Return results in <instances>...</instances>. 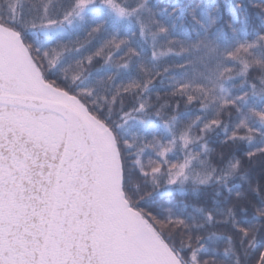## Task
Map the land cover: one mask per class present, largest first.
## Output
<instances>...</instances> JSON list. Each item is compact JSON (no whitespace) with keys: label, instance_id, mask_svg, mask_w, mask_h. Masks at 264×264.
<instances>
[{"label":"snow or ice","instance_id":"snow-or-ice-1","mask_svg":"<svg viewBox=\"0 0 264 264\" xmlns=\"http://www.w3.org/2000/svg\"><path fill=\"white\" fill-rule=\"evenodd\" d=\"M0 264H264V0H0Z\"/></svg>","mask_w":264,"mask_h":264}]
</instances>
